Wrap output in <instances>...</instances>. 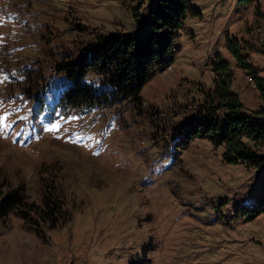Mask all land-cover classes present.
<instances>
[{
  "label": "rangeland",
  "instance_id": "rangeland-1",
  "mask_svg": "<svg viewBox=\"0 0 264 264\" xmlns=\"http://www.w3.org/2000/svg\"><path fill=\"white\" fill-rule=\"evenodd\" d=\"M152 1L0 0V171L30 201L40 202L42 186L57 187L71 215L42 239L13 214L0 218L9 259L264 264V211L245 218L264 168L225 162L208 139L181 147V130L202 121L199 84L211 85L217 53L235 70L232 88L245 112L264 104L225 47L227 32L239 38L262 75L264 0H188L174 59L145 83L140 105L128 100L67 116L52 109L57 63L100 38L140 32Z\"/></svg>",
  "mask_w": 264,
  "mask_h": 264
},
{
  "label": "trees",
  "instance_id": "trees-1",
  "mask_svg": "<svg viewBox=\"0 0 264 264\" xmlns=\"http://www.w3.org/2000/svg\"><path fill=\"white\" fill-rule=\"evenodd\" d=\"M253 0H236L246 5ZM188 0H153L147 23L140 32L114 33L88 44L77 57L56 65L59 84L50 96L53 111L61 116L84 115L102 107L111 108L123 101L140 105L139 92L157 71L174 59L173 45L180 36L187 16ZM225 47L235 66L251 75L264 101V66L258 75L241 40L225 34ZM264 54V44L261 45ZM211 85L199 84L202 101L198 106L202 121L181 130L186 146L194 138L208 139L222 147L225 162L241 163L247 168H264V104L245 112L232 85L235 70L230 61L217 53L210 62ZM46 102L43 96L42 103ZM42 186L40 202L30 201L24 187H11L0 171V218L13 214L23 227L42 239L44 230H54L70 219L66 205L58 198L61 190ZM59 192V193H58ZM264 211V185L257 205L245 216L250 220ZM43 229V231H39Z\"/></svg>",
  "mask_w": 264,
  "mask_h": 264
},
{
  "label": "crops",
  "instance_id": "crops-1",
  "mask_svg": "<svg viewBox=\"0 0 264 264\" xmlns=\"http://www.w3.org/2000/svg\"><path fill=\"white\" fill-rule=\"evenodd\" d=\"M20 264L19 257L16 254H13L12 257L9 259V255L7 254L5 249H0V264Z\"/></svg>",
  "mask_w": 264,
  "mask_h": 264
},
{
  "label": "snow or ice",
  "instance_id": "snow-or-ice-1",
  "mask_svg": "<svg viewBox=\"0 0 264 264\" xmlns=\"http://www.w3.org/2000/svg\"><path fill=\"white\" fill-rule=\"evenodd\" d=\"M57 127H58V125L53 124L52 127L50 129H48V130H53V129H56Z\"/></svg>",
  "mask_w": 264,
  "mask_h": 264
}]
</instances>
